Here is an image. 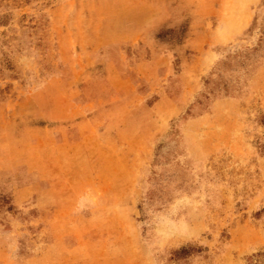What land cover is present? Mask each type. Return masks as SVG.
Returning <instances> with one entry per match:
<instances>
[{
    "label": "rangeland",
    "instance_id": "374dc122",
    "mask_svg": "<svg viewBox=\"0 0 264 264\" xmlns=\"http://www.w3.org/2000/svg\"><path fill=\"white\" fill-rule=\"evenodd\" d=\"M0 264H264V0H0Z\"/></svg>",
    "mask_w": 264,
    "mask_h": 264
}]
</instances>
